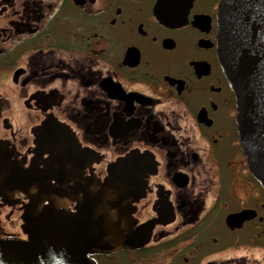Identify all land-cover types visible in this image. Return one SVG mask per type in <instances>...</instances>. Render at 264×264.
I'll return each mask as SVG.
<instances>
[{
	"label": "flooded vegetation",
	"instance_id": "1",
	"mask_svg": "<svg viewBox=\"0 0 264 264\" xmlns=\"http://www.w3.org/2000/svg\"><path fill=\"white\" fill-rule=\"evenodd\" d=\"M158 1L0 0V147L44 168L36 133L52 122L85 178L132 155L150 166L132 209L143 245L97 264H264V188L218 58L219 0H192L175 26ZM28 203L0 188V238L28 239Z\"/></svg>",
	"mask_w": 264,
	"mask_h": 264
},
{
	"label": "water",
	"instance_id": "2",
	"mask_svg": "<svg viewBox=\"0 0 264 264\" xmlns=\"http://www.w3.org/2000/svg\"><path fill=\"white\" fill-rule=\"evenodd\" d=\"M191 2L159 0L162 20L179 25ZM218 26V58L236 95L241 148L264 188V0H219ZM36 136L38 151L49 155L44 168H24L0 147V188L29 199L23 215L28 239L0 238V264H97L91 255L140 248L132 209L150 166L132 155L113 164L104 180L85 178L71 133L48 122ZM70 203H77L75 212Z\"/></svg>",
	"mask_w": 264,
	"mask_h": 264
},
{
	"label": "rangeland",
	"instance_id": "3",
	"mask_svg": "<svg viewBox=\"0 0 264 264\" xmlns=\"http://www.w3.org/2000/svg\"><path fill=\"white\" fill-rule=\"evenodd\" d=\"M9 212V209H4L0 213V225H6V220L4 219V215Z\"/></svg>",
	"mask_w": 264,
	"mask_h": 264
}]
</instances>
